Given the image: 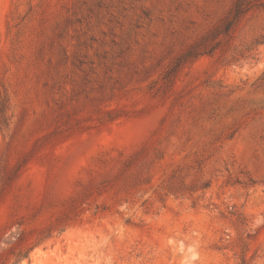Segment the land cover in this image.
Instances as JSON below:
<instances>
[{
	"label": "rangeland",
	"instance_id": "1",
	"mask_svg": "<svg viewBox=\"0 0 264 264\" xmlns=\"http://www.w3.org/2000/svg\"><path fill=\"white\" fill-rule=\"evenodd\" d=\"M236 1L0 0V264H264V0L212 34Z\"/></svg>",
	"mask_w": 264,
	"mask_h": 264
},
{
	"label": "trees",
	"instance_id": "2",
	"mask_svg": "<svg viewBox=\"0 0 264 264\" xmlns=\"http://www.w3.org/2000/svg\"><path fill=\"white\" fill-rule=\"evenodd\" d=\"M254 1L252 0H237L234 4L233 8L229 12V14L226 16L224 21L220 26H218L212 34L217 33L219 31L220 35L228 36L231 31L234 29V27L239 23V21L249 12L251 11L255 5L253 4ZM207 38V37H206ZM205 40V38L202 40V42ZM201 44V41L191 47L184 55L183 57H190L192 55L193 51ZM10 110V98L7 92H1L0 93V116L3 118L6 116L8 111ZM61 232L64 231V229L60 230ZM18 240H21L19 238ZM9 246V251H11L14 255V262L12 264H19L23 259L29 258L31 248L27 249H20L19 251H13V245L11 242L6 243Z\"/></svg>",
	"mask_w": 264,
	"mask_h": 264
}]
</instances>
